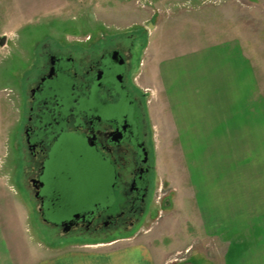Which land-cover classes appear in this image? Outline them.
I'll use <instances>...</instances> for the list:
<instances>
[{
    "label": "crops",
    "instance_id": "crops-1",
    "mask_svg": "<svg viewBox=\"0 0 264 264\" xmlns=\"http://www.w3.org/2000/svg\"><path fill=\"white\" fill-rule=\"evenodd\" d=\"M244 47L230 38L162 59L148 55L144 63L140 79L157 96L148 116L155 168L177 208L165 211L153 237L149 230L126 243L29 248L15 235L11 208L18 201L0 200V264H167L172 257L153 243L165 233L179 242L181 212L193 241L172 252L186 263L264 264V82ZM163 155L175 178L164 171ZM0 170L8 176L1 164ZM2 187L0 179V197Z\"/></svg>",
    "mask_w": 264,
    "mask_h": 264
},
{
    "label": "flooded vegetation",
    "instance_id": "flooded-vegetation-1",
    "mask_svg": "<svg viewBox=\"0 0 264 264\" xmlns=\"http://www.w3.org/2000/svg\"><path fill=\"white\" fill-rule=\"evenodd\" d=\"M54 39L38 44L24 77L16 184L59 235H128L152 213L155 176L151 126L129 80L133 45L107 40L76 53Z\"/></svg>",
    "mask_w": 264,
    "mask_h": 264
},
{
    "label": "rangeland",
    "instance_id": "rangeland-1",
    "mask_svg": "<svg viewBox=\"0 0 264 264\" xmlns=\"http://www.w3.org/2000/svg\"><path fill=\"white\" fill-rule=\"evenodd\" d=\"M148 23L153 28H148ZM72 32L76 34L74 37L69 36ZM50 36L55 38V43L76 53H90L97 44L107 40L115 43L123 39L126 45L132 43L134 57L129 80L134 92L143 97L142 106L153 134L152 119L148 116L157 96L154 86L140 79V74L145 75L147 70V63H144L148 55L162 59L232 38L244 43V50L254 60L259 80L264 82V0H0V39L5 38L4 46H0V164L8 174L0 170L1 183L5 186L0 200L3 203L18 201L11 213L19 243L24 241L29 248L39 242L68 249L96 243L107 245L116 240L131 242L149 230L153 237L161 227H156L162 222L160 218L170 209L173 212L168 215L176 214L177 209L171 198L174 192L156 168L147 204V210L152 213L145 214L128 235L97 240L62 236L57 229L44 226L38 217L37 202L17 186L20 170L16 151L24 116V77L34 64V50L43 38ZM89 36L92 37L90 41ZM155 145L152 140L150 154L154 167ZM163 158L164 171L175 178L176 170L171 167L169 156L163 155ZM82 182L86 183L84 179ZM20 204L27 211V219ZM177 218L179 242L165 233L156 235L153 243L163 249L168 259L172 257L167 264L186 263V256L175 255L172 249L193 241L194 232L190 224L185 223L183 212Z\"/></svg>",
    "mask_w": 264,
    "mask_h": 264
},
{
    "label": "water",
    "instance_id": "water-1",
    "mask_svg": "<svg viewBox=\"0 0 264 264\" xmlns=\"http://www.w3.org/2000/svg\"><path fill=\"white\" fill-rule=\"evenodd\" d=\"M147 27L148 28H153V25L151 23H148ZM4 44H5V38L3 37V38L0 39V46L2 47V46H4Z\"/></svg>",
    "mask_w": 264,
    "mask_h": 264
}]
</instances>
